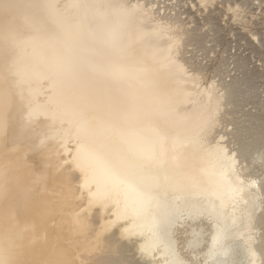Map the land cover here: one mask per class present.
<instances>
[{"label": "bare ground", "instance_id": "bare-ground-1", "mask_svg": "<svg viewBox=\"0 0 264 264\" xmlns=\"http://www.w3.org/2000/svg\"><path fill=\"white\" fill-rule=\"evenodd\" d=\"M199 1L207 6L215 0ZM161 2L0 0V70L49 74L59 64L67 78L55 88L48 80H0V110L8 121L0 134V264H164L167 237L160 228H154L160 232L159 246L150 253L140 251L151 235L147 229L144 239L125 235L127 225L112 206L119 199L122 210V196L114 194L103 205L89 203L83 176L61 147L62 129L69 127L54 119L61 101L82 106L94 121L138 131L145 146L155 147L159 159L145 161L144 174L156 172L162 180L157 188L165 187L167 194L157 200L185 211L174 232L188 250L186 258L201 264H264V172L255 174L256 158L251 156L252 149L264 144L261 101L256 112L236 116L242 98L254 94L259 75L248 68L240 71L245 68L241 57L235 61L239 73L228 74L230 79H205L203 58L211 50L207 34L187 26L171 3ZM207 31H213L214 41L221 28L213 24ZM169 48L187 70L184 76L164 61ZM198 52L205 53L203 58ZM113 70L121 74L114 76ZM21 92L33 102L30 120L27 111H20ZM205 117L210 135L215 140L223 136L225 147L238 153L237 171L245 183L235 198L226 188L219 196L210 193L220 164L190 143L192 131ZM42 121L53 127L43 128ZM153 129L166 137L162 155ZM112 147L130 152L119 139ZM250 180L261 186L252 187ZM157 193L153 191L155 197ZM210 206L217 215H187L188 209ZM154 217L159 221L160 213ZM218 225L223 236L217 255L209 258Z\"/></svg>", "mask_w": 264, "mask_h": 264}, {"label": "snow or ice", "instance_id": "snow-or-ice-1", "mask_svg": "<svg viewBox=\"0 0 264 264\" xmlns=\"http://www.w3.org/2000/svg\"><path fill=\"white\" fill-rule=\"evenodd\" d=\"M139 8V5H136ZM201 9L206 5L201 3ZM164 61L171 67L177 76H184L186 69L179 65L173 57L172 48L167 49L163 56ZM66 69L59 64H54L49 74L40 72L18 73L15 75L7 74L0 70V80L9 81L12 77H19L18 83H27L29 80H48L53 88L67 80L65 77ZM112 75H120L118 70H113ZM215 82L209 85L214 88ZM20 111L28 112V119H31L32 99L30 96L20 94ZM55 120L61 125L65 122L69 125L67 129H62L61 147L71 157L73 163L83 176L82 187L86 189V194L90 204L103 205L112 200L113 195L122 196L121 201L114 200L112 206L117 209V217L122 223L127 225L124 229L125 235L129 238L144 239L145 231L151 233L148 239L140 245V251L150 253L155 251L160 243L154 228H160L167 237L164 243L162 256L164 264H201L199 259L186 258L188 250L175 239L174 229L179 221L184 217L185 211L181 209H171L166 204H161L153 194V189L158 186L160 178L155 175L144 174L145 161L155 162L159 159L154 146H145L144 138L138 131L126 129L118 124L105 123L90 119L85 108L76 104H67L61 101L57 106ZM43 128H51L46 122H41ZM8 126L7 117L0 110V134H3ZM160 145L163 154V143L166 137L158 130H152ZM210 120L205 117L195 127L190 135L192 143L198 151H201L220 164L216 183L210 186V193L221 195L226 188L228 193L237 197L242 191L245 181L241 178L237 169L240 166L238 153L225 147V138L210 135ZM114 139L126 143L130 147L129 154L121 153L112 147ZM213 141H215L213 143ZM43 144V141H41ZM256 159L264 166V151H261ZM167 179V177H165ZM252 187L261 186L256 180H250ZM155 206L160 212V220L157 221L152 213ZM204 211L210 216L217 215L215 207L207 209H188L187 215L203 214ZM152 215L151 223L148 218ZM141 221H144L141 223ZM223 236V229L217 226L216 235L213 238V247L209 250V258L217 255V245ZM191 248L192 246L189 245ZM204 264H208L207 261ZM213 264L215 261L213 260Z\"/></svg>", "mask_w": 264, "mask_h": 264}, {"label": "rangeland", "instance_id": "rangeland-1", "mask_svg": "<svg viewBox=\"0 0 264 264\" xmlns=\"http://www.w3.org/2000/svg\"><path fill=\"white\" fill-rule=\"evenodd\" d=\"M160 1H163L160 3L161 6L172 4L171 6L173 8L176 7L175 11L178 13L180 12L179 14L183 17L187 26H191V27L196 26V28L199 27L200 29H202L203 32L205 31V33L207 34L208 36L207 39L210 40L208 42V46H210L211 50L212 49L213 50L212 51L210 50L206 54L203 52H198L199 54L197 53L198 55L201 56V58H203V55L205 54L206 57L203 58L205 59L204 61L200 57L199 59L202 60L203 62L205 61L208 62V63L205 62L208 67L205 70V74H207L205 79H210L213 76H215L217 80H223L225 78L227 80L230 79V77L227 76L228 74L233 75L239 73V70L236 68L237 65L235 61L240 60L241 57L245 61V68L244 69L239 68L240 71L243 70L246 71V68H248L250 71L253 72L255 71L256 73H258L259 79L256 78L258 81L256 82L255 79V83H257L256 85L258 86V89L257 86L255 87L256 91H254L255 88L253 89V93L255 94V96L253 97L254 94H251L250 97L249 96L245 97L246 99L242 98L243 100L240 103L242 104L243 102V104L240 107V109L242 108V110H239L240 113L236 114V116H239V114L241 115L247 114L250 113L251 111L253 112V110L255 111V109L257 111V109H259L260 107H261L260 110L264 109V107H262L264 106L263 105L264 99L261 100L262 98H264V74H263L264 73V63H263L264 62V56H263L264 55V38H263L264 37V0H233V1L215 0L212 4H208L204 9H201L200 7L201 3L199 0H180V1L160 0ZM232 4L235 5L233 6ZM237 4H241L242 7L244 8L241 7L239 8V10L236 11L235 8ZM213 24H215L216 27L219 26L221 28V31L216 35L218 38L216 37V40L214 41L212 37L214 34L212 33L213 31H207L210 30ZM190 48L192 49L193 46H191ZM258 49L261 51H259ZM188 54L190 55V53ZM235 56L237 57L239 56L238 57L239 59ZM224 59L226 62L224 61ZM229 63L230 65H228ZM226 67H230V68H226ZM217 69L218 70L220 69L219 70L220 73L217 72ZM260 75H262L263 77H261ZM258 97H260L261 99ZM258 100L261 101L260 107ZM228 107H230V105ZM245 118H247V116ZM227 123L228 122L225 121L224 126L225 125L227 126V131H228L232 129L231 128L232 126L227 125ZM247 124H249V122H247ZM224 129L226 130V127H224ZM232 135L234 134H231V137L234 138V136ZM232 141L234 140L232 139ZM234 144H236V139ZM257 147L259 148L255 147L251 151V156L253 159L257 157V153H256L257 150L258 151L264 150V144H261L260 146ZM253 162H254L255 174L260 175L261 173H263L264 166H262L257 159L256 161L253 160Z\"/></svg>", "mask_w": 264, "mask_h": 264}]
</instances>
